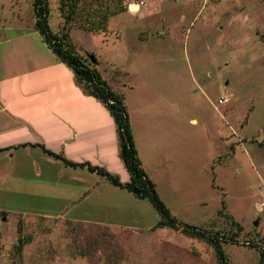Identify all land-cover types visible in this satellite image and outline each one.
<instances>
[{
    "label": "rangeland",
    "instance_id": "rangeland-1",
    "mask_svg": "<svg viewBox=\"0 0 264 264\" xmlns=\"http://www.w3.org/2000/svg\"><path fill=\"white\" fill-rule=\"evenodd\" d=\"M128 1L127 8L141 0ZM142 1L138 12L112 16L104 33L77 29L76 21L70 41L79 54L92 53L104 79L123 93L131 127L130 113L140 124L144 102L156 104L154 111L161 106L148 120L153 137L166 133L156 149L172 161L180 153L183 163L161 170L140 160L171 216L235 235L236 242L221 243L225 263L256 264L264 249V0ZM48 23L52 31L63 25L59 0H48ZM9 24L34 28L31 0H0V27ZM177 116L182 143L170 123ZM144 215L137 228L111 229L0 213V264H221L203 239L154 228L158 221Z\"/></svg>",
    "mask_w": 264,
    "mask_h": 264
},
{
    "label": "crops",
    "instance_id": "crops-1",
    "mask_svg": "<svg viewBox=\"0 0 264 264\" xmlns=\"http://www.w3.org/2000/svg\"><path fill=\"white\" fill-rule=\"evenodd\" d=\"M140 8L132 3L127 11L136 13ZM0 28L6 29L0 33V213L117 229L137 228L135 224L149 212L155 225L158 213L147 199L134 197L86 168L65 165L40 147L42 144L74 162L104 167L118 174L122 182L130 178L119 157L115 123L106 107L84 92L35 28L16 24ZM115 64L111 61L108 65ZM144 104L138 107L141 123L135 124L127 102L138 154L145 166L156 162L155 167L162 170L172 162L169 168L175 169L183 158L177 152L172 161L167 150L156 149L155 140H164L166 133L153 137L148 120L157 105ZM173 111L171 107V115ZM159 115V125L167 128L168 118ZM178 118L173 117L170 123L182 143V119ZM143 135L148 136V142ZM147 171L153 179L150 169Z\"/></svg>",
    "mask_w": 264,
    "mask_h": 264
},
{
    "label": "trees",
    "instance_id": "trees-1",
    "mask_svg": "<svg viewBox=\"0 0 264 264\" xmlns=\"http://www.w3.org/2000/svg\"><path fill=\"white\" fill-rule=\"evenodd\" d=\"M127 1L125 0L124 7L112 9L110 7L111 0H99L98 4L95 3L94 6L90 0H59L63 25L58 31H52L48 23V0H31V6L34 28L43 41L54 55L70 68L76 82L84 92L100 101L112 116L116 127L119 157L129 174V180L122 182L118 174L112 173L104 167L93 165L87 161L74 162L68 160L61 153H55L44 145H39L49 156L61 160L65 165L86 168L88 171L105 178L110 184L126 189L134 197L147 199L160 214V219L155 227L169 226L181 230L190 237L203 239L214 249L220 263L226 264L220 246L224 242H236L235 235L223 236V234L220 235L218 232H212L207 228L180 224L171 216L167 207L158 197L154 182L148 177L142 166L134 142L123 93L114 91L104 79L97 69V60L92 53L79 54L70 41L69 30L70 28L76 29V26L73 27L76 21L79 22L77 29L94 34L107 32L110 18L120 12L127 11L126 4L129 2ZM83 6H88L89 11L83 10ZM259 250V260L256 264H264V249Z\"/></svg>",
    "mask_w": 264,
    "mask_h": 264
},
{
    "label": "built area",
    "instance_id": "built-area-1",
    "mask_svg": "<svg viewBox=\"0 0 264 264\" xmlns=\"http://www.w3.org/2000/svg\"><path fill=\"white\" fill-rule=\"evenodd\" d=\"M144 2L141 0L140 2H138L137 4L138 5H141V4H143ZM228 101V98L227 97H223V98H219L218 99V103L219 104H223V103H225V102H227Z\"/></svg>",
    "mask_w": 264,
    "mask_h": 264
},
{
    "label": "water",
    "instance_id": "water-1",
    "mask_svg": "<svg viewBox=\"0 0 264 264\" xmlns=\"http://www.w3.org/2000/svg\"><path fill=\"white\" fill-rule=\"evenodd\" d=\"M256 224H257V222H256Z\"/></svg>",
    "mask_w": 264,
    "mask_h": 264
}]
</instances>
